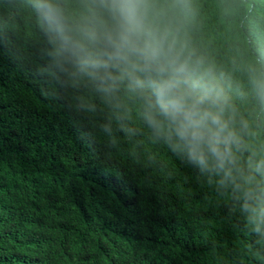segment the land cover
<instances>
[{"label": "trees", "instance_id": "trees-1", "mask_svg": "<svg viewBox=\"0 0 264 264\" xmlns=\"http://www.w3.org/2000/svg\"><path fill=\"white\" fill-rule=\"evenodd\" d=\"M193 44L253 106L244 72L264 62V0H193ZM20 20L0 0V26ZM0 38V264H255L243 221L166 149L174 174L106 155L38 72L36 40Z\"/></svg>", "mask_w": 264, "mask_h": 264}, {"label": "clouds", "instance_id": "clouds-1", "mask_svg": "<svg viewBox=\"0 0 264 264\" xmlns=\"http://www.w3.org/2000/svg\"><path fill=\"white\" fill-rule=\"evenodd\" d=\"M20 23L0 26L39 44L40 75L99 138L109 157L173 176L167 150L194 168L254 238L264 264V62L243 71L252 108L189 35L193 0H7Z\"/></svg>", "mask_w": 264, "mask_h": 264}]
</instances>
